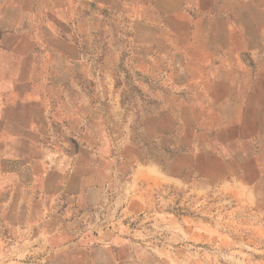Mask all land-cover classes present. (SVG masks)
<instances>
[{"label": "rangeland", "instance_id": "374dc122", "mask_svg": "<svg viewBox=\"0 0 264 264\" xmlns=\"http://www.w3.org/2000/svg\"><path fill=\"white\" fill-rule=\"evenodd\" d=\"M64 1L63 89L138 179L67 220L57 259L9 236L0 264H264V0Z\"/></svg>", "mask_w": 264, "mask_h": 264}, {"label": "crops", "instance_id": "0c3cea01", "mask_svg": "<svg viewBox=\"0 0 264 264\" xmlns=\"http://www.w3.org/2000/svg\"><path fill=\"white\" fill-rule=\"evenodd\" d=\"M66 4L0 0V243L44 245L45 259L71 240L67 220L83 223L129 162L131 183L139 169L109 148L110 133L91 127L89 100L63 89L78 67Z\"/></svg>", "mask_w": 264, "mask_h": 264}]
</instances>
